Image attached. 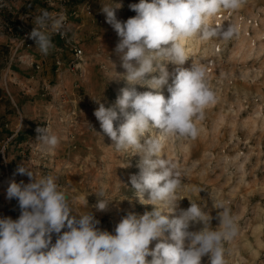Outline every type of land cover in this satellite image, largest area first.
I'll list each match as a JSON object with an SVG mask.
<instances>
[{
  "label": "rangeland",
  "instance_id": "obj_1",
  "mask_svg": "<svg viewBox=\"0 0 264 264\" xmlns=\"http://www.w3.org/2000/svg\"><path fill=\"white\" fill-rule=\"evenodd\" d=\"M139 2L0 0V219L15 221L21 215L18 199H8L7 189L13 181L22 187L33 182L18 173L22 165L36 179L52 176L69 197L73 215L91 212L99 221L96 228L112 235L129 213L139 217L153 210L150 201L141 203L134 196L129 182L139 172L140 157L117 152L94 116L99 103L113 105L122 88L152 91L123 80L126 70L115 52L121 38L102 11L111 6L116 19L125 22L136 15L129 5ZM41 10L53 18L65 17V37L54 33L55 47L47 55L25 37ZM207 22L220 29L235 26L237 33L229 40L191 38L185 64L166 63L175 73L160 90L167 99L177 68L198 64L206 68L215 96L203 120L195 121V139L164 140L161 155L177 164L182 179L178 207L168 215H179L190 201L196 202L212 217L211 227L218 229L223 209L214 203L223 204L237 227V234L224 241L226 264H264V0H243L240 8L221 9ZM72 44H79L85 54L76 66L71 64ZM48 122L51 133L60 138L54 150L36 140L35 129ZM147 135L163 139L155 129ZM101 189L110 201L103 211L95 207V193ZM202 228V223H193L188 230ZM64 231L67 227L45 238L51 235L55 244ZM158 242L152 241L149 248ZM201 264H208L207 256Z\"/></svg>",
  "mask_w": 264,
  "mask_h": 264
},
{
  "label": "clouds",
  "instance_id": "obj_2",
  "mask_svg": "<svg viewBox=\"0 0 264 264\" xmlns=\"http://www.w3.org/2000/svg\"><path fill=\"white\" fill-rule=\"evenodd\" d=\"M242 2L140 0L129 5L136 15L125 22L116 19L113 7H103L106 22L121 38L115 52L126 70L123 80L130 86L141 84L152 91L122 88L113 105L106 107L97 101L99 107L94 116L117 152L140 157L136 165L139 172L131 175L129 182L134 196L141 203L150 201L153 210L139 217L129 213L112 235L96 228L99 221L91 212L73 215L69 197L52 176L36 179L22 165L18 173L28 175L33 182L22 187L13 181L7 189L8 199L17 198L22 211L15 221L0 219V264H201L205 256L208 264H226L224 241L237 234L233 218L223 204L214 203L215 208L223 211L218 215V229H213L212 217L192 201L190 207L170 218L168 214L178 207L176 193L182 179L177 164L161 155L168 137L195 139L198 136L195 121L203 120L204 109L215 103L206 80L207 70L198 64H193L191 69L178 67L168 87L167 99L160 90L168 83L166 63L182 66L188 59L186 40L194 37L229 40L237 33L235 26L214 28L207 21L221 9L240 8ZM34 21L35 26L26 38L33 40L39 51L47 55L55 47L52 35L66 34L65 17L53 18L47 10H41ZM118 120L121 122L115 126ZM153 129L163 139L147 135ZM35 131L36 140L50 149L54 150L60 143V138L47 127L38 126ZM95 194L98 197L95 207L105 210L110 202L104 198L105 191L101 189ZM193 223H202L203 228L189 231ZM65 227L68 231L59 235L55 244L51 242V235L45 238L46 234L61 233ZM165 232L169 233L168 237L164 236ZM154 240L159 242L150 249ZM149 256L151 260L147 259Z\"/></svg>",
  "mask_w": 264,
  "mask_h": 264
},
{
  "label": "built area",
  "instance_id": "obj_3",
  "mask_svg": "<svg viewBox=\"0 0 264 264\" xmlns=\"http://www.w3.org/2000/svg\"><path fill=\"white\" fill-rule=\"evenodd\" d=\"M31 31H28V32H26L25 33V35L26 34H28V33H30ZM62 36H64L65 37V35H62ZM26 37V36H25ZM71 50H72V56H73V59H72V61H71V64H73V65H78V64H81L80 63V61H82L83 60V57H84V51H83V48L79 45V44H72V47H71ZM50 123L48 122L47 123V125H46V127L47 128H49L50 129ZM3 153H4V151H5V146L3 147ZM4 158H5V156H4Z\"/></svg>",
  "mask_w": 264,
  "mask_h": 264
},
{
  "label": "bare ground",
  "instance_id": "obj_4",
  "mask_svg": "<svg viewBox=\"0 0 264 264\" xmlns=\"http://www.w3.org/2000/svg\"><path fill=\"white\" fill-rule=\"evenodd\" d=\"M189 43H191V38L188 39V40H186V41L184 42V46H185L186 51H187L188 53L190 52V48H191V45H192V43H191V45H190ZM167 71H168V73H169V77L172 76L173 73H175L174 71H173V72H171V71H169V70H167ZM150 136H151V135H150Z\"/></svg>",
  "mask_w": 264,
  "mask_h": 264
}]
</instances>
